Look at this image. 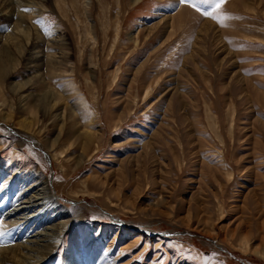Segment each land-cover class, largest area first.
I'll use <instances>...</instances> for the list:
<instances>
[{
	"label": "rangeland",
	"instance_id": "1",
	"mask_svg": "<svg viewBox=\"0 0 264 264\" xmlns=\"http://www.w3.org/2000/svg\"><path fill=\"white\" fill-rule=\"evenodd\" d=\"M10 1L5 15L35 18L0 17L2 97L46 94L63 115L37 112L38 133L0 119V177L41 169L76 212L44 263L99 241L107 264H264V0H226L216 19L202 13L219 0ZM56 136L57 159L44 144Z\"/></svg>",
	"mask_w": 264,
	"mask_h": 264
},
{
	"label": "bare ground",
	"instance_id": "2",
	"mask_svg": "<svg viewBox=\"0 0 264 264\" xmlns=\"http://www.w3.org/2000/svg\"><path fill=\"white\" fill-rule=\"evenodd\" d=\"M9 1L0 0V17L5 16L4 19H9L11 21L14 20L13 25L19 24L20 21L27 20L26 18H28L29 20L35 18L32 16L33 13L32 11H30V8L28 13L25 14L26 18L23 16L24 14H19V11H14L5 15V13L8 12H5L7 10L6 7L10 5ZM137 1L138 0H133L134 3ZM69 2L75 3L74 6H76L75 0H69ZM27 3L29 2L27 1ZM60 3L62 6L68 5L66 0H60ZM21 4L22 6L24 5V8H27L30 5V3L29 5H27L26 3ZM17 7H19V4L17 5ZM187 7L189 6L186 4V8ZM20 11L22 13L25 12H23V10ZM181 12L182 11H180V13ZM13 29L14 32L11 33V38H22L26 41V43L28 42L30 33H28L26 29H19L17 27H14ZM8 34L10 33H7L6 35L2 36L6 38ZM2 38L0 37V39ZM5 38L2 40L5 41ZM17 40L18 39H16V41ZM4 41L2 42L3 45ZM19 41L20 40H18V43ZM5 52L6 50L3 53L1 50L0 53L2 55V59L0 58V79L7 72V70H5L7 65V62H5L7 59V55ZM39 53V50L33 51L32 54L29 53L30 56L29 58H27L29 60L28 65L30 68L36 67L40 63L43 65V63L39 61L41 60L43 53ZM43 60L52 61V58L48 57L46 54L45 58L42 59V61ZM22 85L24 84L22 83ZM22 85L10 86L11 90L13 91L12 93L16 92V90H18V87L26 88V85ZM7 89L9 90V88ZM3 92L4 91H2L0 87V119L6 122H8L9 120H14L20 128L26 129L27 132H40V128H38V123L40 119L39 117L36 118L37 112H40V115L46 114L48 116L47 119H52V121L61 118V116L63 115V113L60 114L57 111L51 112V109L56 105V101L53 100L52 103H50L51 100L46 94L39 96L36 95L37 97L30 98L31 92H22L21 94L17 95V100L14 99V101H11L10 99L7 100L5 97H2ZM84 126H86L87 128H83L84 130L82 132L85 133V140L89 146V143L92 141L93 136L96 140L98 134L96 133V131H92L93 125L92 123H90V121L85 123ZM4 140L5 139L2 140L0 138V150L3 147ZM7 141L9 140L6 139V142ZM59 142L60 138L58 136L53 138V140H49L45 137L44 141V144L54 152V156L56 157V159L57 157H64L63 150H59V148L55 146ZM14 145L12 144V146ZM60 160L62 162V158H60ZM77 164L75 165L73 170L77 167ZM84 182L85 179L78 181L77 184L80 183V185L84 187L82 191L87 192L88 190H86ZM70 190L71 192L74 191L75 193H79V191H76L75 189ZM56 197L57 195L54 194L53 191H51L48 177H46V175L42 173L41 169L29 167L27 171H24L19 166V169L13 170V172L11 171V175L9 174L8 177H0V264H45V260H47L49 256L53 255L58 246V243H60L59 239L62 235L61 233L65 231L66 227L68 226V223L72 221V219L70 218H76V212L72 213L71 211H68L67 208H65L59 203ZM110 205L113 206L112 203H110ZM68 212L70 214L69 218H67ZM57 219L59 220L56 222ZM79 221H81V219H79ZM187 223L188 222H186V224ZM42 226H44L42 230H36L37 228H40ZM81 228H83V231H81V240L85 242L87 239H89L90 225L85 224V226ZM117 232H115L112 239L108 241L107 250L111 248L110 246H112L115 239L117 240L119 234V232ZM137 241L138 240H135V243ZM99 246V241L96 243L93 242L89 255H86V257H83V255L81 259L76 258L74 255H72L73 253H70L68 251L63 252V254L61 255V259L58 260V262L59 264H107L106 258L107 256H109V253H107L106 255V253L102 251ZM242 249L245 250L244 248ZM92 252H95V260L93 261L91 260L92 255L90 256V253Z\"/></svg>",
	"mask_w": 264,
	"mask_h": 264
},
{
	"label": "snow or ice",
	"instance_id": "3",
	"mask_svg": "<svg viewBox=\"0 0 264 264\" xmlns=\"http://www.w3.org/2000/svg\"><path fill=\"white\" fill-rule=\"evenodd\" d=\"M181 3H184V4H188L190 3V0H180ZM209 2V0H200V3L202 4H207ZM226 2V0H219L218 3H216L214 6H213V10L212 12L210 11H204L202 14L205 16V17H211L213 19H216L215 16H213V12H215L217 9H219L221 7V5ZM191 6L193 8H196L197 11H200L199 8L196 7V3H191ZM25 11H29V9H25Z\"/></svg>",
	"mask_w": 264,
	"mask_h": 264
}]
</instances>
